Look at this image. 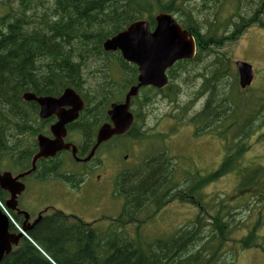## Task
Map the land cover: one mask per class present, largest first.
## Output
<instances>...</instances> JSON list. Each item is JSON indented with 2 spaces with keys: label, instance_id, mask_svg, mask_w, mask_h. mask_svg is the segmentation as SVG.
I'll list each match as a JSON object with an SVG mask.
<instances>
[{
  "label": "trees",
  "instance_id": "1",
  "mask_svg": "<svg viewBox=\"0 0 264 264\" xmlns=\"http://www.w3.org/2000/svg\"><path fill=\"white\" fill-rule=\"evenodd\" d=\"M189 1L0 0V169L3 159L7 156L13 158L14 151L19 150L17 143L12 144V139L37 131L32 121H40L39 105L23 99L26 91L38 96H59L67 87H72L84 96L88 102L85 109L88 117L87 120L80 119L76 125L83 135V142L79 143L78 148L79 156L88 155L95 144L100 124L109 119L106 110L113 99L111 90L103 94L99 101L91 96L89 90L83 91V69L93 59L101 60L107 55L116 54L104 50V41L137 19H148L154 28L155 15L159 12L171 13L196 39V57L181 60L175 66L202 61L204 52L210 55L216 51L212 65L195 76V79L203 80L200 85L204 88L202 93L205 90L212 93L199 119L208 122L219 120L225 126L238 130L236 140H240L237 155L241 156L246 148L242 145L244 137L251 134L249 120L264 118V89L257 95L253 106L251 102L255 92L247 100L240 98L236 87L237 76L232 72L234 65L227 53L219 49L229 41L238 40L253 24L264 27V1L245 4V0H202L203 10L207 11L203 19L194 16ZM225 8L230 11L227 16H237L232 25H224L218 19L225 16ZM131 65L134 69L137 67ZM137 72L135 69L134 74ZM223 80L230 81L233 88L231 93L225 89L218 93V83ZM134 83L136 79L123 85L124 90L127 91ZM151 89L141 88V94L133 98L132 104L142 103V92L149 94L148 90ZM229 100L232 108L227 112L225 105ZM246 105L254 110L248 111L247 117H240L241 112L237 109H244ZM133 131L134 128L121 137L129 138ZM34 153L33 147L21 150L18 163L24 165L25 169L29 168ZM233 155L225 157L227 159L221 163L223 165L218 176L234 170L239 158ZM163 157H148L147 162L134 173L124 172L117 177L116 191L124 198L122 211L114 218L119 226L133 223L141 226L145 219L151 217L152 211L157 213L178 199L179 195L185 202L197 196V187L188 188V180L185 181L186 186L179 189L166 157ZM53 164L55 161L50 165ZM50 174H46L45 178ZM248 175L245 172L241 188L261 183L258 177ZM65 179L73 187H79L83 182V178ZM6 195L7 192L0 189L4 202ZM50 209L27 230L30 239L23 236L19 245L0 264H219L222 258L218 256L217 244L221 246L224 234L229 232L235 221L234 217L228 221L225 219L224 227L221 219H215L217 223L210 234H202L198 226H184L170 239L143 242L120 233L103 234L95 221H85L55 207ZM15 217L23 223V216ZM207 222L211 223L210 220ZM228 226L230 228L226 229ZM257 237L254 239L250 236L248 241L256 245ZM227 263L234 264L233 261Z\"/></svg>",
  "mask_w": 264,
  "mask_h": 264
},
{
  "label": "rangeland",
  "instance_id": "2",
  "mask_svg": "<svg viewBox=\"0 0 264 264\" xmlns=\"http://www.w3.org/2000/svg\"><path fill=\"white\" fill-rule=\"evenodd\" d=\"M257 1L245 0V4ZM189 5L195 17L203 19L207 15L202 0H190ZM229 13L228 8H225V16L218 17L224 25H232V21L237 18L227 16ZM262 18L264 20V13ZM219 50L227 53L231 59L234 65L232 72L237 74L238 84L235 62L243 60L253 65L255 79L249 91L238 85L236 87L240 98L244 100L252 95V91L255 92L251 102L252 106L255 105L257 95L264 89V27L258 24L249 26L237 41H229ZM119 54L121 52L107 55L105 59H93L83 69V91L89 90L96 101L103 94H108L106 92L109 90L112 102L121 101L126 93L123 85L134 79L137 81L138 72L134 74L137 67L134 69ZM216 55V51L210 55L204 52L202 61L174 66L172 71H168L170 81L165 89H151L148 90L149 94L143 91V102H136L131 108L138 123L133 135L129 138L117 137L111 143L102 144L94 159L86 165L72 159L74 156L70 151L59 153L55 162L64 164L62 171L69 168L82 171V174H77L84 180L80 187H73L59 177L42 179L34 173L24 179L26 189L18 199L19 207L30 215H38L47 207H55L85 221H96L97 228L103 234L120 233L143 242L170 239L181 226H198L202 234H210L217 223L215 219H221V225L225 227L224 220L234 217L232 227H226L230 230L224 234L221 246L217 244L218 256L222 258L219 264H230L227 262L232 261L234 264H264V118H257L256 121L248 118L251 134L244 137L242 145L246 148L241 156L237 155L240 140H236L238 130L225 126L219 120L208 122L199 119L212 93L209 90L202 93L204 88L200 85L203 80L195 79V76L208 69ZM218 85V93L223 89L228 93L233 91L228 80ZM226 103L225 109L229 112L232 104L230 100ZM237 110L241 112L240 117H247V112L254 108L246 105L244 109ZM32 123L37 131L12 139V144L17 143L19 150L14 151L13 158L7 156L3 159L0 172L18 174L25 170V166L17 161L20 151L31 147L36 151V138L40 133L53 136L49 122L35 120ZM68 138L77 146L82 139L81 134L75 132ZM125 155H128L127 159ZM158 155L166 157L179 189L186 186L185 181L188 180V188L197 187V196L194 194V198L185 202L179 195L178 199L157 213L152 211L151 217L145 219L141 226L135 223L119 226L114 218L121 213L124 198L116 191L117 177L124 172L134 173L145 164L148 157ZM230 155L239 158L234 170L218 176L223 165L221 163ZM245 172L249 173L248 176L258 177L261 183L241 188ZM102 181L104 184L99 186ZM10 214L14 215L12 211ZM250 236L254 239L259 236L256 245L248 241Z\"/></svg>",
  "mask_w": 264,
  "mask_h": 264
},
{
  "label": "water",
  "instance_id": "3",
  "mask_svg": "<svg viewBox=\"0 0 264 264\" xmlns=\"http://www.w3.org/2000/svg\"><path fill=\"white\" fill-rule=\"evenodd\" d=\"M103 47L106 51H120L125 60L139 66L138 83L130 87L125 102L111 104L108 113L112 123H105L99 128L96 143L83 161L90 160L103 142L114 135L123 134L131 128L135 120L131 111V99L138 94L140 88L154 86L163 89L169 83L167 70L177 61L192 59L196 54L194 36L171 13L167 12L157 13L154 28L151 27L150 21L147 19L133 21L124 30L108 38ZM236 65L240 74V85L242 88H246L251 85L254 79L253 67L244 61H237ZM23 98L27 101L38 102L41 118L48 119L52 115L58 117V120L51 125L52 138L43 134L38 135L39 151L33 156L30 169L16 176L8 171L0 174L1 188L10 194L7 204L11 210H15L18 214H24L23 230H27L39 221L41 215L33 223H30V214L18 207L17 198L25 190V184L21 179L36 169L39 159L54 157L62 150L72 148L74 158L80 160L77 156V148L65 141L66 125L79 117L85 101L71 87L60 97H37L35 94L25 93ZM66 106L70 108H66ZM22 235L23 232L20 234L10 232V219L0 209V263L13 250V247L18 245Z\"/></svg>",
  "mask_w": 264,
  "mask_h": 264
},
{
  "label": "flooded vegetation",
  "instance_id": "4",
  "mask_svg": "<svg viewBox=\"0 0 264 264\" xmlns=\"http://www.w3.org/2000/svg\"><path fill=\"white\" fill-rule=\"evenodd\" d=\"M85 101V105H84V108L81 110V112H80V115H79V117L77 118V119H75V120H73V121H71V122H68L67 123V125H66V127H67V136L65 137V141L66 142H70V141H72V140H70L69 138H68V135H70L71 133H73V132H75V133H77V134H81V138L83 139V135H82V133H81V131L78 129V127H77V125H76V122H78L80 119H83V120H87V117H88V115H87V112L85 111V109L87 108V104H88V102L86 101V100H84ZM66 108H70L69 106H66ZM58 120V117H57V115H52L50 118H48V119H45L44 121L45 122H49V126L51 127V125L53 124V123H55L56 121ZM86 125H88V123H85ZM98 132V131H97ZM117 137H118V135H116V136H113V137H111L109 140H107L106 142H104V143H102L103 145L104 144H108V143H111V142H113L115 139H117ZM81 143L83 142V140L82 141H80ZM79 142V143H80ZM78 148H79V144H78ZM55 158H57V157H55ZM128 158V155H126L125 156V159H127ZM32 161V160H31ZM31 161H30V167H31ZM54 161H56L55 159H39L38 161H37V169L35 170V174L39 177V178H42V179H45V175L46 174H49V173H52V174H54L53 175V177H59V178H62L64 181H66V179H65V177H69L70 179L72 178V179H79L80 177L77 175V174H82V171H80V170H76V169H74V168H69V170H63L62 171V169H61V167H62V165H64V164H57L56 162H55V164H53V165H50V163H52V162H54ZM81 162V161H80ZM44 163V164H43ZM60 163H62L61 161H60ZM41 164H43V165H41ZM84 164V163H83ZM53 166H56V167H53ZM29 167V168H30ZM28 168V169H29ZM34 173H32V174H34ZM23 180V179H22ZM84 181V180H83ZM67 183H69L70 184V182L69 181H66ZM83 183V182H82ZM104 184V182L102 181V182H99V186H102Z\"/></svg>",
  "mask_w": 264,
  "mask_h": 264
},
{
  "label": "bare ground",
  "instance_id": "5",
  "mask_svg": "<svg viewBox=\"0 0 264 264\" xmlns=\"http://www.w3.org/2000/svg\"><path fill=\"white\" fill-rule=\"evenodd\" d=\"M142 19H146V18H142ZM148 20V19H147ZM152 27V26H151ZM89 37V36H88ZM105 42V41H104ZM104 44V43H103ZM104 48V47H103ZM105 50V49H104ZM106 51V50H105ZM106 52H120V51H106ZM121 55H122V53H121ZM130 63H132V62H130ZM132 64H134V63H132ZM136 65V64H135ZM137 67H139L138 65H136ZM40 73V72H39ZM40 79V78H39ZM40 82L42 83V80L40 79ZM69 87H67L58 97H60L67 89H68ZM129 90H130V88L126 91V93H125V96H124V99L123 100H121V101H115V102H112V103H123V102H125V100H126V95H127V93L129 92ZM25 93H32V94H35L37 97H42V96H38L36 93H34V92H32V91H26V92H24V94ZM23 94V95H24ZM139 94H141V90H139L138 91V94L137 95H135V96H133L132 97V99H131V107L133 106V104H132V101H133V98H135V97H137ZM24 99V98H23ZM25 100V99H24ZM25 101H27V100H25ZM27 102H36L37 104H38V102L37 101H34V100H31V101H27ZM111 103V104H112ZM111 104H110V106H109V108H108V110H107V116H109V113H108V111H109V109L111 108ZM39 105V104H38ZM39 112H40V105H39ZM39 112H38V116H39V118H40V120H45V119H43V118H41L40 117V114H39ZM51 128V127H50ZM97 131H99V129L97 130ZM52 132V131H51ZM126 133H128V132H125V133H123V134H117L118 135V138H125V137H121V136H123L124 134H126ZM40 134H43V135H45V136H47V137H50V138H52L53 136H49V135H46V134H44V133H40ZM116 136V135H115ZM36 140H37V150L36 151H39V142H38V136H37V138H36ZM96 140H97V135H96V138H95V142H96ZM68 143H71L72 145H74L76 148H77V156H79V151H78V146L76 145V144H74V143H72V142H68ZM35 151V152H36ZM62 151H70L71 153H72V155H73V150H72V148L71 149H69V150H62ZM62 151H59L54 157H49L48 159H55V157H57V155L59 154V153H61ZM74 156V155H73ZM12 158V157H11ZM32 158H33V156H32ZM32 160V159H31ZM56 160V159H55ZM2 173H4V172H0V174H2ZM12 173V172H11ZM20 173H22V171H20L18 174H20ZM18 174H13L12 173V175L13 176H16V175H18ZM0 189H2L1 188V185H0ZM22 194V193H21ZM20 194V195H21ZM20 195L18 196V198H17V200L19 199V197H20ZM10 199V197H7L6 198V200H5V202L4 201H2L1 200V197H0V209H2V210H7V209H10L9 208V206H8V204H7V201ZM19 222V221H18ZM181 227H184V226H181ZM180 227V228H181ZM179 228V229H180ZM38 247V246H37ZM39 248V247H38ZM40 249V248H39Z\"/></svg>",
  "mask_w": 264,
  "mask_h": 264
}]
</instances>
